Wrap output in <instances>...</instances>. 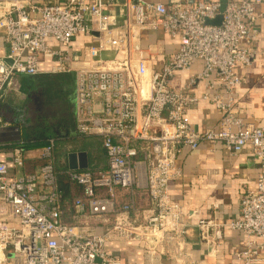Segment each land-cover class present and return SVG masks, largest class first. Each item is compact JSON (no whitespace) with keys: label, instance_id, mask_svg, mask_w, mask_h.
Instances as JSON below:
<instances>
[{"label":"built area","instance_id":"built-area-1","mask_svg":"<svg viewBox=\"0 0 264 264\" xmlns=\"http://www.w3.org/2000/svg\"><path fill=\"white\" fill-rule=\"evenodd\" d=\"M260 3L0 0V101L4 94L19 91L20 75L37 74L42 59H56L53 70L74 73L76 133L101 138L107 161L98 172L68 171L82 190L74 210L81 215L87 207L103 223L112 219L100 233H85L61 221L53 139L38 149L43 164L34 173L10 176L9 165L0 158V264H122L106 250L116 240L140 244L147 264H216L225 229L243 237L234 260L264 264V127L244 124L234 100L242 82L237 67L264 58V48L254 46L259 36L255 6ZM119 5L124 8L121 17L111 11ZM218 17L217 24L207 22ZM144 30H162L178 39L176 51L159 70L151 61L163 52L161 43L142 47ZM78 35L95 42L85 48L79 65L70 52ZM197 63L199 72L186 82H174L178 73ZM201 82L204 91L196 96ZM198 101L220 112L216 129L192 127L188 112ZM203 142L220 143L233 154L249 145L260 163L255 186L242 194L236 217L212 215L193 222L194 212L169 195V182L180 176L177 153ZM19 152L14 167L23 164ZM98 188L106 195H99ZM117 188L128 193L144 189L150 204L146 214H139L132 201L116 204ZM192 227L201 258L187 246Z\"/></svg>","mask_w":264,"mask_h":264},{"label":"crops","instance_id":"crops-1","mask_svg":"<svg viewBox=\"0 0 264 264\" xmlns=\"http://www.w3.org/2000/svg\"><path fill=\"white\" fill-rule=\"evenodd\" d=\"M111 11L117 17H121L124 8L121 5L114 6ZM255 11L258 14L256 27L259 36L254 46L260 49L264 48V0L255 6ZM139 40L142 47L161 43L163 52L151 61L152 68L157 70L161 69L167 57L175 52L179 45L178 39H172L162 30L141 31ZM92 43L95 42H92L86 35H78L71 42L70 52L77 56L76 64H80L85 48ZM103 56L109 58L112 54ZM56 65V59H42L38 64L37 74L67 72L53 70ZM200 69L201 65L197 63L189 71L178 73L174 82L178 78L186 82ZM237 71L242 78L241 84L234 90L237 113L244 124L264 127V58L256 57L250 66L246 68L239 66ZM17 79L20 84L19 91L4 94L0 101L1 127H8L10 124L16 123L21 128V141L0 143V158L9 165V175L19 176L36 172L43 164L38 149L45 144L32 147L27 143L53 139V162L60 173V186L63 195L60 202V219L68 225L81 228L85 233H100L103 228L111 226L112 219L103 223L98 217L90 216L87 207L84 208L81 215H77L74 210V201L82 196V190L78 185L69 184L65 175L69 170L106 169L107 161L101 139L96 136L83 137L76 133L74 104L70 112L59 107L58 115H52L56 122V130H52L50 125L45 136L40 138L29 136L27 130L30 126L35 127L39 123L42 124L41 129H43L47 124L41 119L48 116L42 118V114L34 111L35 106L31 95L37 91L39 86H33V81L24 75H20ZM61 82L50 85V87L61 90L63 87V82ZM203 91L204 83L201 82L194 92L198 96ZM188 115L192 127L197 131L216 129L221 116L211 103L203 101L191 105ZM29 119L30 122H26ZM19 149L21 152L18 151ZM18 152L23 164L20 167H14L12 166L13 157L17 156ZM175 163L180 171V176L169 182L168 192L170 197L178 201L184 209L194 212L193 222L199 217L208 218L212 215L220 219L238 216L242 194L246 190L254 188L261 168L260 163L253 157L249 145H246L239 153L233 154L220 143L207 142L201 143L195 150L181 147L175 157ZM97 193L105 194L103 190L99 189ZM117 195V198H120L119 202L123 204L134 202L139 214H146L150 207L144 189H135L132 193L119 189ZM130 216L133 217L134 213H130ZM187 246L197 257H202V246L199 245L195 227L190 230ZM240 248H243L242 234L225 229L216 264H241L232 256L233 252ZM106 250L120 257L122 264H147L143 248L138 243L122 240L111 241L106 245ZM160 264H172V262L163 260Z\"/></svg>","mask_w":264,"mask_h":264},{"label":"water","instance_id":"water-1","mask_svg":"<svg viewBox=\"0 0 264 264\" xmlns=\"http://www.w3.org/2000/svg\"><path fill=\"white\" fill-rule=\"evenodd\" d=\"M220 17L216 18L214 21H207L208 23H219ZM29 77L33 81V86H39L35 93H31V99L33 100L36 110L40 109V106L46 101H49L48 95L50 94L45 88H50V85L56 84L57 82H64L68 86L72 87L71 92H65L63 89L56 90L54 96L58 99H63L64 105L68 107V111H71L72 105L74 104L75 96V78L73 72H59L55 74H34V75H24ZM51 80V81H49ZM61 82V83H62ZM43 98V100H42ZM74 108V107H73ZM74 111V109H73ZM71 115V114H70ZM21 141V128L16 123L10 124L8 127H0V143H11ZM82 161V160H81Z\"/></svg>","mask_w":264,"mask_h":264},{"label":"flooded vegetation","instance_id":"flooded-vegetation-1","mask_svg":"<svg viewBox=\"0 0 264 264\" xmlns=\"http://www.w3.org/2000/svg\"><path fill=\"white\" fill-rule=\"evenodd\" d=\"M63 85V87H62V89H63V91H65V92H71L72 91V87H70V86H68L66 83H62ZM46 90H48L49 91V95H48V97H49V101L48 100H46L41 106H40V109L39 110H36V109H34L35 111H37L38 113H40V114H42V118H43V116L44 117H46V116H52V115H58V109H59V107L60 108H63V109H66V110H68L69 109V105H68V107L66 106V105H64V103H63V99H58V98H56L55 96H54V92L56 91V90H58L56 87H50L49 89L48 88H45ZM42 100H43V98H42Z\"/></svg>","mask_w":264,"mask_h":264},{"label":"trees","instance_id":"trees-1","mask_svg":"<svg viewBox=\"0 0 264 264\" xmlns=\"http://www.w3.org/2000/svg\"><path fill=\"white\" fill-rule=\"evenodd\" d=\"M100 139H101V138H100ZM48 140H49V139H48ZM48 140H46V141H41V142H35V143H27V145L32 146V147H35V146H42V145L46 144V143L48 142ZM24 146H26V145H24ZM103 149H104V148H103ZM104 153H105V151H104ZM52 154H53V156H54V146H53ZM42 160H43V159H42ZM53 160H54V157H53ZM53 164H54V162H53ZM54 168H55V165H54ZM84 170H85V169H84ZM88 170L93 171V172L101 171V170H99V169H88ZM55 172H56L57 185H58V189H59V201H58V205H59V209H60V202H61V200H62L63 195H62V189H61V186H60V178H59V177H60V173L58 172V170H57L56 168H55ZM65 177H66V179H67V181H68L69 184H70V183L75 184V183L69 178L68 172L66 173ZM75 185H77V184H75ZM98 189L104 191L103 188H98ZM98 189H97V190H98ZM118 190H119V188H117V190H116V194H117V191H118ZM123 191H124V190H123ZM144 192L146 193L145 190H144ZM104 193H105V191H104ZM104 195H106V193H105ZM146 195H147V193H146ZM117 197H118V195H116V204H118V205H122L123 203L119 202L120 198L118 199Z\"/></svg>","mask_w":264,"mask_h":264},{"label":"rangeland","instance_id":"rangeland-1","mask_svg":"<svg viewBox=\"0 0 264 264\" xmlns=\"http://www.w3.org/2000/svg\"><path fill=\"white\" fill-rule=\"evenodd\" d=\"M35 111V110H34ZM35 119V118H33ZM43 120L47 125H45V127L42 128V124L40 125L38 123V126L32 127L30 126L29 130H27V132L29 133V136H31L32 138L36 137V138H40L45 136L49 130V128L52 126V130H56V126H55V119L52 116H48L47 118L41 119ZM26 122H30V119L27 120ZM32 123V122H31ZM35 123V122H34ZM34 125V124H33ZM51 125V126H50ZM48 126V128H46ZM51 138V137H50Z\"/></svg>","mask_w":264,"mask_h":264}]
</instances>
